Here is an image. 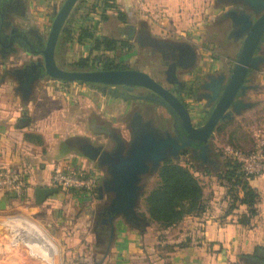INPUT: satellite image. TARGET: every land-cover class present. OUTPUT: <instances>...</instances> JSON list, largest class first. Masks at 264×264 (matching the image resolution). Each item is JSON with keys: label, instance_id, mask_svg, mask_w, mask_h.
<instances>
[{"label": "crops", "instance_id": "0c3cea01", "mask_svg": "<svg viewBox=\"0 0 264 264\" xmlns=\"http://www.w3.org/2000/svg\"><path fill=\"white\" fill-rule=\"evenodd\" d=\"M62 1L3 0L5 12L0 23V30L8 27L7 31L19 32L21 37L25 31H34L40 37L45 36L53 7L59 6ZM115 3L118 11L126 16V23L118 22L114 12H109L111 18L107 23L114 22L118 34H123L128 26L133 28L134 34L140 27H144L142 24L146 23L155 34L162 32L177 36H199L205 29L209 12V0H115ZM6 48L10 49V52L6 56H0V170L24 175L26 192L21 200L0 193V219L3 216L21 215L36 209L38 213L33 215L39 219L45 232L23 217L6 219L4 224L10 228L14 239L33 240L36 233H39L52 247L50 253H53L55 249L58 251L60 264H264V173L249 179L250 187L258 193V203L256 215L250 220L248 227H243L238 220L246 214V207L235 203L236 207L229 210L231 200L226 196L225 188L220 186L214 177V174L218 172L220 160L213 155H209V163L203 164L197 161L198 165H196L198 172L195 175L203 188L204 212L199 216H186L177 225L166 229H161L158 224L148 221H144L146 225L140 229H135L117 218L113 222L114 237L105 257L102 243L97 239L101 227L106 226L100 222L102 218L100 208L105 202V197L100 200L97 191L93 194H71L58 191L41 205H36L34 191L36 188L51 187V170L56 163L66 162L76 167L87 168L98 175L99 184L103 177L98 174V170L101 169L96 162L64 146L66 141L76 138L93 142L89 135H80L81 126L78 120L81 114L73 108L71 109L74 111L70 110L63 98V94L70 90L75 82H61L44 76L35 83L31 98L24 105L20 95L15 91L17 83L11 72L13 69L31 64H26L31 54L22 47ZM239 48V46L234 48L235 59ZM22 55H27V60L24 62L21 60ZM35 58L36 56L33 57ZM234 58L230 67L235 61ZM208 66V64L200 63L198 68L177 77L183 83L178 96L194 122H201L204 119L206 109L201 100L192 99L191 92L195 85L200 83L201 75L207 72ZM251 72L254 75H249L246 82V85L251 88L246 91L244 101L253 103V107L232 120L219 123L218 125L231 124L224 129L223 133L216 136H223L233 122H240V118L256 106L257 103L248 100V97L250 93L258 94L259 89L264 87V67ZM53 83L57 88H55L56 92L52 90L55 95H52L53 100L50 101L47 87ZM77 84L79 95L76 96L75 102L84 104L82 109L84 111H78L83 114L86 111L96 113L98 102L93 101L95 97L91 96L88 88L91 86L97 88V85ZM108 88L117 87H102L103 91L109 90ZM109 92L118 98L117 102L110 99L108 105L110 109L108 110L107 107L106 116L112 118L117 112L111 104H119L120 101L127 100L112 91ZM107 100L109 102V99ZM157 106L164 114L168 113L161 106ZM102 108L101 106L98 110L101 112ZM23 111L28 113L30 123L19 129L16 125ZM153 120L160 130H166L159 124V119ZM26 134L39 136L43 142L42 145L27 141L24 138ZM118 136L124 139L122 135L118 134ZM229 138V142H233V146L238 150L241 148L243 152L249 151H246L245 145L235 143L233 132L230 133ZM124 140L128 141L129 136ZM186 156L194 159L190 153ZM181 157L180 155L174 162H179ZM205 169L211 174H204L202 171ZM143 181L147 187L138 212L147 216L144 198L158 182L150 187L149 181L144 179ZM96 202L98 204L94 205ZM8 251L5 250L0 255V264L7 255L14 263L42 264L24 250L14 247L12 242L9 243ZM42 253L44 257L49 254L45 251ZM247 259H249L248 262Z\"/></svg>", "mask_w": 264, "mask_h": 264}, {"label": "water", "instance_id": "95a60500", "mask_svg": "<svg viewBox=\"0 0 264 264\" xmlns=\"http://www.w3.org/2000/svg\"><path fill=\"white\" fill-rule=\"evenodd\" d=\"M0 0V23L2 22L4 4ZM78 0H63L59 6H54L51 13L49 28L45 36H41L38 50L35 52L39 59L23 68L13 69L11 75L17 83L15 89L25 105L31 98L35 83L42 77H48L61 82H77L97 85L103 88L119 87L130 92L134 88H142L150 92L153 97H144L149 103L161 106L176 119L173 135L168 130H160L152 118H137L138 126L129 134L125 141L120 136L111 150H103L101 146H94L82 140L80 154L86 159L96 162L104 176L97 188L98 198L105 197L101 206V224L106 225L107 243L104 247V257L114 237L113 222L120 218L131 228L140 229L146 225L138 215L140 201L146 192V177L158 174L161 164L166 160L177 161L185 149L197 152V161L209 163L211 155L210 140L219 123L232 120L245 110L253 107V103L244 101L246 91L251 87L246 85L251 71H257L258 64L264 61V56H254L264 42V0H218L219 5H226L231 9L223 15L229 20L232 33L235 37H242L232 67L225 75L217 79L210 76V82H203L201 88L204 94L206 109L205 117L198 125L185 105L180 100L183 83L176 77V66L168 68V84L178 86L177 91H170L155 81L149 74L136 70L112 71H78L64 70L56 62V45L61 31L69 17L74 12ZM239 6L237 8H233ZM241 6L248 11L242 10ZM255 16V20L252 19ZM131 31L133 30L132 27ZM24 39V37L19 36ZM10 40L4 47L11 46ZM172 44V43H171ZM175 49H188V57L181 62L182 72L187 73L195 63L193 49L186 43H173ZM174 49V50H175ZM28 113L23 111L16 127L22 129L28 126ZM58 193L54 187L36 188L34 203L41 205L48 197ZM51 242V241H50ZM22 245L29 250L32 256L39 258L45 264H59L56 249L53 253L45 254L32 240L23 238ZM52 243V242H51ZM42 251V252H41ZM249 259H247L248 262Z\"/></svg>", "mask_w": 264, "mask_h": 264}, {"label": "rangeland", "instance_id": "374dc122", "mask_svg": "<svg viewBox=\"0 0 264 264\" xmlns=\"http://www.w3.org/2000/svg\"><path fill=\"white\" fill-rule=\"evenodd\" d=\"M218 2H219L218 0H209V12H208V17L206 19L207 23H206L205 29L202 30L199 36H189V35L187 36L178 35L177 36L175 34L162 33V32L155 34L153 33L154 32L153 29L147 27L146 23H144L146 26L142 24L145 28V33H149V37L155 39L156 41L158 40L167 41L170 44L171 43L172 44L173 43L188 44L193 49L195 53V57H196L195 63L193 64L190 70H193L194 68H198L200 63L209 65L208 66L209 69H207V72L201 75L200 83L198 85H195V88H193V91L191 92L192 94L191 97L194 100L197 99L195 96L197 92L204 91V90H200V87H201V84L204 82V80H206L207 76L210 77L212 75H216L221 71L225 72L226 67L229 64H231L232 58H234V54H235L234 48L238 47V45H235L234 43H231L230 41L227 42V30L231 29V26L227 18L222 19V15L224 11L231 9V7L226 6V5H219ZM237 7L239 6H236L233 8H237ZM241 9L244 10L245 8L241 6ZM98 27H99L97 29L98 34H103L109 38L126 39L125 33L118 34L116 32L114 22H110V23H107L106 25H102ZM130 44L132 46V49L130 52L128 53L117 52L118 61H120V63L127 65L128 69L130 70L145 72L151 75L152 78L158 79L157 76L155 75L154 70L155 69L163 70L164 66L160 65L159 62L154 61V57H150L147 54L148 50L140 51L135 41H131ZM89 48H90L89 44L86 42L84 43V45H78V44L73 43L70 46H67V47L65 46L61 48L59 52V56H57L56 62L58 66H60V68L64 70H73L74 69L73 62H75L80 57H85L88 54ZM21 60L22 62H24V60H27V55H22ZM231 67L229 65V69ZM183 74L185 73H180L179 75L182 76ZM93 87L94 86H91L88 89L91 93V96L93 95V98L95 97L93 101L96 100L98 102L96 113L95 112L92 113V111H86L85 114H83L81 111H78L84 108L83 107L84 104L75 102L76 96L79 95V91L77 90L78 84L76 82L75 84H73V86H71L70 90H68L65 94H63V98L67 104L66 106L70 108V110L74 109L75 111L81 114L80 119L78 120V124H80L81 126L80 135L82 136L89 135L91 137V140L94 143L105 142L102 135L99 134V132H102V130H104L105 128H109L110 130L115 131L119 135H122L124 139H128L130 131H129V128L127 131V127H128L127 124H129V120L134 114L133 109L137 107V104L133 103V101L130 99H126L127 100L126 102L120 101L121 103L118 102L119 104H114V103L111 104L112 105L111 107L113 109H116L117 113L115 114L114 117L110 118L109 116H106L107 115L106 111L110 103V99L115 100L114 102H117L118 98L111 95L109 91H112V90L110 88H108L109 90L103 91L101 86H97V88L96 87L93 88ZM55 88H57V86H55L54 83L49 84V86L47 87V91L49 95L48 98L50 99V101L53 100L52 95H55V93H53V91L56 92ZM58 93L59 92L57 90V94ZM107 99H109V102ZM248 100H251L257 104L253 109L247 111L244 114V116L240 118L239 120L240 122H237V121L233 122V124L228 127L227 131L225 132L223 136H216V134H213L210 140V144H211L210 154L211 155L213 156H215V154L222 155V153L220 152V148L224 145L235 147L233 146L234 145L233 142L231 141L229 142L228 140L230 139L229 135L232 132L234 133L235 143L237 145L239 144L245 145L246 151L251 149L252 147L251 130L255 126V123H257L264 117V87L259 89L258 94L250 93ZM44 103H48V102L44 101ZM144 104H145L144 101L138 102V105L142 106ZM101 106L103 108L100 112L98 109H100ZM109 109L110 108L108 107V110ZM156 110L157 111L155 112V116L156 118H160L164 113L162 112V110L159 109V107H157ZM160 113H163V114L161 115ZM143 118L146 119L145 116H143ZM193 123H195V125H198L201 122L193 121ZM104 145L106 146L107 144H104ZM237 147L239 148V146ZM214 149L216 150V152ZM239 149L243 150L241 148ZM75 154L78 155V153H75ZM195 165H198V164L195 162ZM98 174L100 177L104 176V173L102 170L100 171L98 170ZM144 180L150 182V187H153L158 182V179L156 176L151 177V178L146 177ZM97 204L98 203L96 202L94 205H97ZM35 213H38V210L33 209V210H30L29 213H24L21 215L19 214L7 215V216H3L2 219H0V224H1L0 225V255L4 253L5 250L8 251L9 243L12 242L14 247H16L17 249H22L25 252H27L30 256H32L29 253V250L22 245L21 241L23 240V238L14 239L11 234L10 228H8L4 224V221L6 219L23 217L33 222L44 232L39 219L35 218V215H33ZM89 228L91 231V227ZM48 239L52 242V240L49 237ZM92 242H93V238H92ZM57 255H58V260H59L58 251H57ZM32 257L38 259L42 264H45L39 258L35 256H32ZM1 264H18V263L12 262V260L10 259V256L7 255L6 259H2ZM59 264H60V261H59Z\"/></svg>", "mask_w": 264, "mask_h": 264}, {"label": "trees", "instance_id": "16d2710c", "mask_svg": "<svg viewBox=\"0 0 264 264\" xmlns=\"http://www.w3.org/2000/svg\"><path fill=\"white\" fill-rule=\"evenodd\" d=\"M109 12H114L118 22L126 23V16L118 11L115 0H78L74 12L60 33L55 51L56 59L61 48L73 43L84 45L86 42L90 47L88 54L73 62L74 70H127V65L118 61L117 52H130V42L127 39L109 38L97 33L98 26L107 23L111 18ZM229 124L231 123L218 125L214 134L223 133ZM24 138L36 145L43 143L36 135L26 134ZM186 155L182 152L179 162L166 160L161 164L157 174L158 183L144 198L147 216L138 213L144 221L156 223L161 229H166L177 225L186 216H199L204 212L203 188L195 175L198 172L195 161ZM215 157L220 160V165L214 177L219 185L225 188L226 196L231 200L229 210L236 207L235 203L245 206L246 214L239 218L238 223L248 227L250 220L256 215L258 193L250 187L249 178L243 174L237 163L225 159L222 155L215 154ZM202 172L211 174L206 169ZM107 239L102 244V251Z\"/></svg>", "mask_w": 264, "mask_h": 264}, {"label": "flooded vegetation", "instance_id": "af4514ba", "mask_svg": "<svg viewBox=\"0 0 264 264\" xmlns=\"http://www.w3.org/2000/svg\"><path fill=\"white\" fill-rule=\"evenodd\" d=\"M244 10L248 11L246 8ZM223 18H226V17L222 15V19ZM252 19L255 20L254 15H252ZM7 28L4 27L3 29L0 30V56L2 57L6 56V54L10 52V49H7V48H6L7 50L5 49L4 44L7 45L8 42L11 40L12 43H11V46L9 47H22L31 54V58L27 60L26 64L32 63V62L35 63L39 59L38 55H36L35 52L39 49L38 46L40 45V42H41L40 35L34 31H25L22 33L23 34L22 36L24 37V39H22L19 37L20 35L19 32L11 33V30L10 31L6 30ZM124 33L126 35V39L129 42L135 41L140 51L148 50L147 54L150 57H154V61H157L159 62L160 65L164 66L163 70H157V69L154 70L155 75L157 76L158 79L156 78H153V79L157 81L158 83H160L167 90L177 91L178 90L177 85L168 84L166 82V79L169 77L167 74V70L170 66L175 65L176 66V77H178V75L182 72V67H180L181 62L184 58L188 57V49L181 47L180 50H177L175 49V47L179 48V46L177 45H172L167 41H161V40L156 41L155 39L149 37L148 33H145L144 27H140V29L136 33L133 34V30L131 31V28L128 26V28L124 31ZM229 41L239 46L242 41V37H235L232 33V29H228L227 30V42ZM263 45H264V42L262 43L260 50L254 56H264ZM32 56L33 57L36 56V58L33 59ZM229 65L227 66L225 72L221 71L216 75H212L211 77L214 79H217L220 75L227 74ZM258 66H259L258 68L264 67V61L262 63H259ZM250 75L253 76L254 73L250 72ZM210 81L211 80L209 76H207L206 80H204V82H210ZM110 89L112 90V92L118 94L119 96H122L125 99H130L133 101V103L137 104V107L133 109L134 114L129 120V124H127L128 126L127 131L129 128V131L133 132L134 129L137 128L138 126L137 118H139L140 116L142 117L145 116L146 119L156 118L155 112L157 111L156 108L158 106L154 103L149 104L145 102L147 100L143 99L144 97H153V95L150 92L144 89H141V88H138V89L134 88L130 92L122 90L119 87L110 88ZM200 90H203V89H201L200 87ZM206 93H207L206 91L197 92L195 96L198 100L205 102L204 94ZM140 101H144L145 104L142 106L138 105V102ZM156 119L157 120L159 119V124L162 125L164 129L170 131L173 135H177V132H175L176 119L173 117L172 114L166 113V114H163L160 118H156ZM99 134L102 135L105 142H98V143L92 142L91 144L94 146H101L103 150H111L112 147L115 145L116 142L119 141V138H120L115 131L110 130L109 128H105L104 130H102V132H99ZM81 142H82V139L76 138L70 141H66L64 143V146L68 150L72 149V150H76L77 152H80L79 149H80ZM103 143L107 145L105 146ZM187 151L194 157H197L196 156L197 152H191L190 149L188 150L185 149L183 153L188 154ZM105 229H106L105 227L104 228L101 227L97 235L98 236L97 239L100 240V243L102 244L107 239V233Z\"/></svg>", "mask_w": 264, "mask_h": 264}, {"label": "built area", "instance_id": "2783aa9c", "mask_svg": "<svg viewBox=\"0 0 264 264\" xmlns=\"http://www.w3.org/2000/svg\"><path fill=\"white\" fill-rule=\"evenodd\" d=\"M252 147L248 152L229 145L220 148L223 157L237 163L243 174L251 179L264 173V117L251 130ZM51 187L59 192L71 194H93L97 191L98 175L83 167L59 162L53 165L50 176ZM26 192L24 175L0 170V193L23 199Z\"/></svg>", "mask_w": 264, "mask_h": 264}, {"label": "bare ground", "instance_id": "6f19581e", "mask_svg": "<svg viewBox=\"0 0 264 264\" xmlns=\"http://www.w3.org/2000/svg\"><path fill=\"white\" fill-rule=\"evenodd\" d=\"M33 241L43 252L45 251V253H50L52 251V247L45 242V239L39 233H36V235L33 237Z\"/></svg>", "mask_w": 264, "mask_h": 264}]
</instances>
